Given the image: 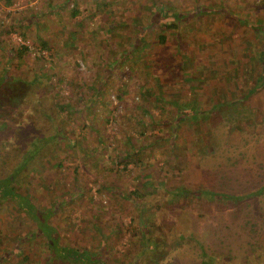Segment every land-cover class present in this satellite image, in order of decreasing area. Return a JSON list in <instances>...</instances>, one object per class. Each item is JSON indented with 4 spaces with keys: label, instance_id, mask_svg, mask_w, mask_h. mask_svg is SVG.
<instances>
[{
    "label": "rangeland",
    "instance_id": "obj_1",
    "mask_svg": "<svg viewBox=\"0 0 264 264\" xmlns=\"http://www.w3.org/2000/svg\"><path fill=\"white\" fill-rule=\"evenodd\" d=\"M198 1L0 0V69L7 68L13 81L18 77L26 81L32 98L35 93L44 95V111L49 112L53 99L58 97L74 106V113L60 118L61 135L68 139L62 138L61 150L56 147L49 156L61 161L63 174L75 177L81 192L70 197V180L64 175L61 179L52 178L48 191L43 192L45 185L39 181L37 169H32L26 181L45 198L38 201L43 207L48 200L68 198L63 208L50 217L60 231L61 244L95 249L103 233L108 235L106 258L112 264H124V257L138 250L131 228L142 219L149 237L157 240L158 250L167 252V257L175 254L170 247L176 234H193L219 264L229 263V247L234 255L231 264L241 263V256L245 255L253 261L257 255L251 246L264 234V194L236 203L208 202L192 194L170 201L159 193L148 199L151 205L143 207L141 200L133 202L123 196L134 188L136 176L141 181L162 183L168 190L214 186L217 192L220 189L239 197L264 186V82L258 65L264 42V0H202L209 12L189 14L185 25H179L183 31L178 36L167 31L166 43L161 46L151 31L142 47L127 54L133 59L131 63L123 62L106 72L109 63H117L123 57L122 50H131L140 32L138 27L148 21L153 8L164 3L172 10L187 13ZM101 2L107 4L106 10L98 6ZM73 9L79 11L75 16ZM32 18L27 27L13 29L20 19L26 25ZM239 18L247 22H239ZM104 22L115 23L109 38L102 27ZM39 35L46 39L49 50H40ZM22 47L27 51L20 57L15 55L14 51ZM178 51L189 55V62L181 63ZM43 74L57 77L51 81ZM36 75L38 80L32 86L29 83ZM254 84L261 89L259 94L245 98L243 94ZM159 87L165 90L162 102L150 100L144 93L146 88L157 93ZM181 87L190 98L197 99L199 109H208L209 116L200 117L199 129L190 127L188 122L177 123L174 145L186 152L176 153L175 157L168 138L177 116L166 90ZM80 98L88 108L86 129L78 116L82 110ZM145 102L150 103L149 113L139 108ZM32 116L38 127H43L40 111ZM5 121L10 125V119ZM43 125L40 136L53 133L48 122ZM3 133L0 139L10 137L11 131ZM29 135L34 137L35 132ZM78 136L89 142L84 158H78L79 151L69 142ZM128 141L140 149L142 163L135 168L127 164L124 170L125 163L118 162ZM95 148V154L89 155L88 151ZM10 223L18 227L20 221L14 212L3 207L0 225ZM95 224L104 228L91 232ZM115 225H119L118 231L110 234L109 228ZM6 239L7 234L0 232V249L7 244ZM131 241L135 244L132 247ZM39 250L38 247V257ZM198 252V246L191 241L184 246L179 264H197L194 258ZM30 262L41 261L33 254ZM3 264H12L11 259Z\"/></svg>",
    "mask_w": 264,
    "mask_h": 264
},
{
    "label": "trees",
    "instance_id": "obj_2",
    "mask_svg": "<svg viewBox=\"0 0 264 264\" xmlns=\"http://www.w3.org/2000/svg\"><path fill=\"white\" fill-rule=\"evenodd\" d=\"M4 1L10 3L11 0ZM98 6L106 10L107 4L101 2ZM78 12L79 11L76 9H73L72 15L75 16ZM205 12L207 13L209 10L202 0H199L195 8L187 13H179L176 10L168 8L164 3H161L158 8H153L148 21L145 22V24L141 23L140 27H138L140 32L135 36L131 50H122L123 57L118 58V61H116L117 63H109V68L106 69V72L109 73L116 67V65L122 64L123 62H126L127 64L131 63L133 59L132 57L128 58L127 54H130V52L136 48L142 47L143 42L148 38L146 37L147 34L151 31H153L152 34H155L157 42L162 46L166 43L167 31L168 33L173 34V37H176L181 31H183L182 28H179V25H185L184 23L190 18V15H200ZM92 16L93 13L91 14V17ZM32 20L33 18L30 20L28 19L27 24L24 25L20 19V22L15 23L12 27L13 29L16 27L19 28L20 26L27 27ZM239 22L246 23L247 21L244 18H239ZM114 24V22H104L102 25L105 33L107 32L108 38L111 36V29ZM12 27H9L10 30ZM19 34L24 38L25 35L22 32ZM37 38V45L40 47V50L50 49L45 38H42L40 35L37 36ZM26 51V47H22L21 49L15 50L14 54L20 57ZM178 54L181 63H184V61L189 62V55L180 53L179 51ZM38 58L43 60L42 56H39ZM258 58V65L262 73L260 79L264 82V42ZM147 67H150V63L147 64ZM8 71L7 68L0 69V136L4 135V131H11L10 137L4 136L0 139V211L3 207H7L11 213L14 212L16 214V220H19L20 224L18 227L11 223L9 226L0 225V232H3V234L6 233L8 236V239H6L7 244H3L0 249V264H3L10 259L12 264H33L30 262V260L33 259V254L36 255L37 260L41 261L40 263L38 262L39 264H112L111 260H108L104 254L107 248L106 244L108 235L106 236L103 233H101V241L98 242L99 245L95 249L93 247L88 248L82 245L75 246L69 243L61 244L60 231L53 224L50 217L52 214L57 213L63 208V205L68 201V198L60 201L48 200L43 207L42 205H39L38 201L45 200V198H42L39 193H35L32 190L30 183H26L31 175L32 169H37V171L40 172V177L38 179L43 182V185H45L42 190L43 192H45V190L48 191L52 178L61 179V175H64L63 178L70 180V197H76L81 192V188L75 185V177L71 179L68 173L63 174L62 170L64 167L61 161L59 159L52 160L49 156L51 151H55L56 149L61 150L59 142L62 138L68 139L67 136L61 135L62 130H60V128L62 129L63 125H61L60 118L61 115L64 114H67L68 117L71 115L69 113H72V111L74 113V106H72L67 99L58 97L53 99L54 102L50 107L49 112L46 110L44 111V109H41L44 95L35 93V97L32 98L31 92H27L29 88L27 82L22 81L20 77H18L16 79L18 85H16V81H13L14 79ZM44 76L53 81L52 78H54V75L45 74ZM38 77L39 75H36L29 84L32 86L36 84ZM56 77L57 75L55 78ZM238 78H240V76H238ZM260 90L261 89H259L257 85L251 86L243 96L245 98H250V96L258 95ZM166 91L171 102L175 104L174 108L177 116L176 123L173 125V129L170 130L171 133L168 138V146L171 149L173 156L176 157L178 155L176 153L183 154L186 150H184L183 147H176L174 145L176 136V128L174 129V127H177L178 122L180 123L184 121L188 122L190 127L199 129L201 124L200 117L203 116V119L208 118L209 111L208 109H199L197 99L192 96L190 98V94L187 95V92L182 87L178 89L170 88ZM44 93H46V91ZM144 93L150 100L153 99L162 102L165 90H163L162 87H159L157 93H155L153 89L150 90L146 88L144 89ZM183 97H185L184 100L182 99ZM81 99L82 98H80L82 110L79 112L78 116H81V122H83L84 125L83 128L86 129L89 125L88 108H86V104H84ZM216 106L217 105H214V107ZM149 107L150 103L146 102L141 103L139 106L144 113H149ZM28 108H30V110ZM37 111H40L42 117H44L43 124L48 122L49 128L53 130L52 134L43 136L39 135V131L44 125L42 124L43 127H38V122L33 118L32 115ZM5 119L11 120L10 125H6ZM27 120L29 123H27ZM139 122H141V120H139ZM32 131L35 132V135H33L34 137H30L29 135V132ZM27 138L29 140L28 142H25V139ZM69 140L68 141L71 142L73 147L79 151L78 158H84L86 156L85 153H87L86 151L89 142L86 141L85 138L83 139V137L79 136ZM26 145H28V148ZM95 151L96 148L95 150L93 149V151L90 149L88 154L90 152L94 155ZM121 154V161L118 163L121 164L122 161L125 163L123 167L124 170H126L127 164H131L132 167L135 168L142 163L140 149L134 148L132 141L127 142L126 148L124 147L122 149ZM130 170L131 169H129V171ZM75 172L76 167L73 170V173ZM136 177L137 179L132 191L125 192L123 196L124 199L133 202L141 200L142 207L151 205L148 199L159 193L163 194V196L170 201L180 196L186 197L192 194L196 199H203L208 202L231 200L236 203L240 200H248L249 198L264 194V186H261L254 192L247 193L244 197L222 193L220 189L219 192H217L214 186L210 189L203 187L200 189L176 187L172 190H168V188L164 187L162 183L148 179L141 181L138 176ZM219 178H222V176ZM105 184L112 189L109 182ZM65 192L66 191H63V193ZM88 197L91 199V194ZM17 216H19V218H17ZM117 226L119 225H115L114 228H109L111 231L110 234L118 231ZM92 228H90L91 232L100 231L104 226L101 224H95L92 225ZM131 232L134 237H137L136 247L138 250L135 251L132 256L124 257V264H179L181 262L179 257H181V252L184 251V246L190 244L191 241H194L199 248V252L196 253L198 255V261L196 260L197 258H194L197 264H219V261H215L212 255L206 253L204 243H202L201 240H198L193 234H189V236L185 234H176L177 239L170 247L175 254L167 257V252H161L158 250L157 240H152L149 237L146 225L142 219L139 220L136 227L131 228ZM12 237H14V239L10 241ZM21 243H23V245H21ZM129 244L131 247L135 245L134 241H131ZM28 246L32 247V249L29 250ZM190 246L191 248L194 247L192 244ZM38 247L41 249L39 250V252H41L39 257L37 256L38 251H36ZM33 249H35L36 252L33 251ZM231 249L232 248L229 247L228 253L226 254L229 262L228 264L232 263L234 256L232 254L233 249ZM158 251H160L159 254ZM251 251H257V255L253 261L248 255H245L241 256L242 260L239 264H264V234L258 242L256 241L255 244H252ZM32 252L35 253L32 254Z\"/></svg>",
    "mask_w": 264,
    "mask_h": 264
},
{
    "label": "built area",
    "instance_id": "obj_3",
    "mask_svg": "<svg viewBox=\"0 0 264 264\" xmlns=\"http://www.w3.org/2000/svg\"><path fill=\"white\" fill-rule=\"evenodd\" d=\"M43 54H44V52H43Z\"/></svg>",
    "mask_w": 264,
    "mask_h": 264
}]
</instances>
